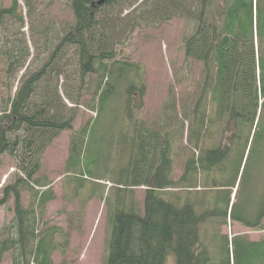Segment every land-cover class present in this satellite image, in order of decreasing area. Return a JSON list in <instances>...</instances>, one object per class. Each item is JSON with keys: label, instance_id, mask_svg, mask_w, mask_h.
Here are the masks:
<instances>
[{"label": "trees", "instance_id": "1", "mask_svg": "<svg viewBox=\"0 0 264 264\" xmlns=\"http://www.w3.org/2000/svg\"><path fill=\"white\" fill-rule=\"evenodd\" d=\"M24 1L27 6L31 4ZM17 2L13 0L9 8L0 9L1 29L12 17L20 25L28 19L22 11L17 13ZM137 2L69 0L74 22L63 30L64 36L58 37L56 44L53 38L45 39L49 61L62 59L63 52L76 47L80 84L86 75H97L93 88L96 98L87 105L91 110L95 107L103 111L115 103L120 97L122 79L129 78L128 70L139 69V65L117 61L114 54L102 46L107 42L112 44L107 36H112L118 28L104 18L109 13L119 17L122 8L147 5V0L139 5ZM102 7H109L103 15L99 13ZM159 12L164 15L158 18L160 22L174 15L195 23L182 44L184 60L201 64L200 88L191 108H183L179 115L172 99L166 115L173 116L176 123L165 121L168 127L176 126V132H181L188 122L187 148L190 150L182 173L174 180L171 138L167 133L147 128L142 133L138 129L143 124L134 120V136L128 138L126 164L116 165L111 171L108 169L113 175L112 188L118 206L113 209L107 198L111 231L106 264H168L170 256L175 264H264V237L250 240L245 235H232L229 238L221 232L227 217L251 229L260 227L264 217V196L259 199V210L252 216L244 209L238 212L237 200L230 206L228 191L235 188L234 199L237 198L251 164L256 161L255 155H258V163L263 156L264 0H153L148 14ZM145 18L148 22L146 15ZM130 20L131 17H125L120 22ZM134 26L133 22L130 30ZM15 51L14 44L5 54L11 58L10 68L23 65V55ZM47 65L45 62L21 82L9 110L5 107L0 117V156L5 153L16 157L22 162L20 169L22 167L26 173L24 177L17 175L12 184L5 185L0 198V206L11 196L14 199V217L9 227L0 232V254L12 250L13 264H54L52 237L37 231V211L34 207H24L20 196L23 189L33 190V201L38 209L44 208L52 198L49 184L32 181L40 157L36 150H44L59 132L71 129V120H66L63 113L61 86L59 82L49 84ZM51 72L58 80L62 68L51 66ZM141 83L137 72L136 80L129 81L125 87L128 118L129 104L133 109H141L145 88ZM64 95L71 103L79 104V93L73 97L65 88ZM97 114L99 116V112ZM91 128L93 130V126ZM86 129L71 139L68 170L82 169L91 175L94 171L87 158L94 133ZM21 130L27 136L19 142L13 135ZM26 159L31 160L28 169L23 167ZM256 166L258 169L257 163ZM84 186L80 183L78 190ZM198 186L202 191L220 190L212 195H199ZM36 187L44 188L39 191ZM135 188L145 189L143 211L134 203ZM179 188L189 191L170 192ZM165 195H170V199ZM92 196L90 193L86 199L90 201ZM209 225L213 226L212 232L207 228ZM9 233H13L12 238L2 239Z\"/></svg>", "mask_w": 264, "mask_h": 264}, {"label": "rangeland", "instance_id": "2", "mask_svg": "<svg viewBox=\"0 0 264 264\" xmlns=\"http://www.w3.org/2000/svg\"><path fill=\"white\" fill-rule=\"evenodd\" d=\"M12 1L0 0V9L9 8ZM28 1L31 2L29 6L24 0L17 2V13L22 11L28 17L23 25L12 17L5 23L4 28H0V117L5 107L9 110L10 102L14 99L21 82L32 71L48 62L47 68L50 70V75L47 80L51 86L56 82H59L61 86L59 90L64 100L61 104L65 108L63 113L66 120H71V129L59 132L44 150H36L40 157H38V167L36 171L34 170L32 181L49 184L52 198L44 208L38 209L33 201L34 191L23 189L20 192L21 202L24 207L36 209L37 231L48 233L49 237H52L55 245L52 254L54 264H105L111 231L110 207L107 209L108 205L106 206L107 198L113 209L118 206L114 188H112L113 175L108 169L111 171L116 165L126 164L128 138L131 139L134 136V120L143 124L138 129L142 133H145L147 128L150 131L167 133L171 138L170 159L174 180L179 178L188 157L187 151L190 150L187 148L188 122H185L181 132H176V126L168 127L165 121L173 125L176 123L173 116L168 118L166 115L168 107H171L172 99L177 105L179 115L183 108H191L197 97V90L200 88L198 85L201 78V64L189 59L184 60L182 44L183 38L193 31L195 23L174 15L160 22L159 19L164 16L161 12L154 15L148 14L153 0H147V5L144 7L139 5L135 9L134 7L126 10L122 8L119 13L120 18L109 13L104 21L117 24L118 28L112 36H107V39L111 38L112 44L107 42L106 46L102 45L103 48L110 50L109 52L114 54L117 61L125 62L127 65H139V69H129L126 74L129 78L121 81L118 100L112 105L109 104V108L97 111L95 107L93 110L87 108V105L91 103L90 100L96 98L93 88L97 75L94 73L86 75L83 77L85 81L80 84V62L76 58L78 53L76 47L71 48L67 53L63 52L62 59L49 61L47 58L49 51L44 46L45 39L53 38L56 44L58 37L63 35V30L74 22L69 0ZM129 1L131 0H126V2ZM108 10L109 7H102L99 13L103 15ZM145 15L148 22H145ZM125 17H131V20L121 23L120 19ZM133 22L135 26L130 30ZM14 44L16 45L15 54L23 55V65L10 68L11 58L5 54ZM32 57L37 58L32 61ZM54 65L62 68L58 80H55V75L51 72V66ZM137 72L145 85L144 94L140 104L141 109H133L129 104L128 118L125 87L129 81L136 80ZM65 88L73 97L79 93V104L68 101L64 95ZM85 128H87L86 131L90 128L89 132L94 133L93 146L87 158L89 163H92L91 169L94 171L91 175H87L82 169L68 170L71 139ZM13 136L20 142L27 135L21 130ZM11 139L13 140V137ZM262 153L259 163L258 155H255L256 161L251 164L248 177L245 182H242L237 198L232 199L233 189H228L231 195L230 202L239 201L238 212L244 209L250 211L252 216L256 215L261 206L259 199L264 196V171L260 172L264 166V150ZM24 162V169H28L27 164H30L31 160L26 159ZM21 165L22 162L14 156L5 153L0 156V198L5 185L12 184L17 175L20 177L26 175L21 170L22 167L20 169ZM80 183L85 186L79 191ZM43 188L36 187L39 191ZM196 190L199 195H212L220 189L208 188L202 191L198 186ZM187 191L189 189L179 188L170 192L185 193ZM144 192V188L133 190L134 203L141 210ZM90 193L93 196L89 201L86 197ZM165 198L170 199V195H165ZM13 208L12 196L0 206V232L4 227H9L14 217ZM260 223V227L251 229L227 217L226 225L221 227V232L229 236L245 235L250 240H259L264 237V217ZM207 228L209 232L213 231L212 225ZM12 237L13 233H9L2 239ZM13 258L12 250L0 254V264H13ZM168 264H175L173 256L168 259Z\"/></svg>", "mask_w": 264, "mask_h": 264}, {"label": "water", "instance_id": "3", "mask_svg": "<svg viewBox=\"0 0 264 264\" xmlns=\"http://www.w3.org/2000/svg\"><path fill=\"white\" fill-rule=\"evenodd\" d=\"M98 4H101V1H100V2H98Z\"/></svg>", "mask_w": 264, "mask_h": 264}]
</instances>
